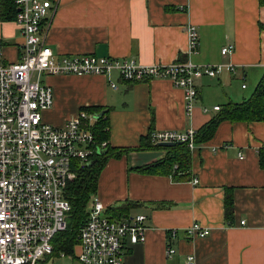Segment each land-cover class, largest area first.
Instances as JSON below:
<instances>
[{"label": "crops", "instance_id": "crops-1", "mask_svg": "<svg viewBox=\"0 0 264 264\" xmlns=\"http://www.w3.org/2000/svg\"><path fill=\"white\" fill-rule=\"evenodd\" d=\"M49 1L53 10L43 32L56 54L129 58L142 65L189 59L202 66L237 67L235 74L224 72L197 82L199 97L191 115L183 91L167 80L132 83L116 72L48 77L54 106L45 112V121L62 127L82 108L102 109L108 112L113 148L139 149L152 131L197 132L218 115L214 107L249 99L264 76V7L259 0ZM190 26L200 40L193 55L188 54ZM20 37L14 21L0 19L9 62L19 59ZM229 45L235 52L223 57L221 51ZM262 149L264 122L223 121L211 140L191 151V172L182 181L135 170L163 160V150L132 151L108 160L96 197L107 214L109 209L128 208L127 216L116 220L145 215L149 227L144 243L124 249V264H186L189 256L195 264H264ZM194 178L199 184L194 185ZM227 195L233 201L229 218ZM195 223L209 231L205 238L186 237ZM170 231H178L176 240L169 239ZM169 246L176 250L172 256Z\"/></svg>", "mask_w": 264, "mask_h": 264}, {"label": "built area", "instance_id": "built-area-1", "mask_svg": "<svg viewBox=\"0 0 264 264\" xmlns=\"http://www.w3.org/2000/svg\"><path fill=\"white\" fill-rule=\"evenodd\" d=\"M14 4L18 10L14 22L22 39L16 62L5 59V42L0 38V264H61L59 260L66 258H74L72 264H124L127 245L146 241L147 217L111 219L96 195L73 254L55 251V238L67 229L71 211L66 189L76 176L73 164L85 165L108 144L97 145L93 132L96 114L88 111L81 110L62 127L45 121V112L54 106L47 78L116 72L123 81L132 83L167 80L183 91L186 113L191 115L199 97L197 82L224 72L235 74L237 67L232 63L202 66L189 59L142 65L129 58L59 55L43 32L53 10L51 1L14 0ZM199 47L198 32L190 26L188 54H196ZM234 52L235 46L229 45L221 54L228 57ZM150 140L154 145L185 144L190 151L200 146L194 130L152 131ZM193 183L197 185L199 180L194 178ZM185 234L188 239L205 238L209 231L195 223ZM177 237L178 231L169 232L170 240ZM175 253L169 246L168 255ZM186 264H195V258L187 257Z\"/></svg>", "mask_w": 264, "mask_h": 264}, {"label": "trees", "instance_id": "trees-1", "mask_svg": "<svg viewBox=\"0 0 264 264\" xmlns=\"http://www.w3.org/2000/svg\"><path fill=\"white\" fill-rule=\"evenodd\" d=\"M261 7H264V0H259ZM0 19L2 22L14 21L18 10L14 0H1ZM84 111H92L98 114L102 111L99 108H82ZM108 112L96 120L93 132L97 145L106 142L108 147L104 155L97 154L91 161L95 164L88 166V163L81 165L79 162L73 164L76 174L75 179L68 184L66 198L71 204V211L68 216L67 229L61 232L54 241L56 252L73 254L81 228L88 218L89 205L97 194L98 180L105 163L112 158H122L132 151L157 149L166 152V157L154 164L136 168L138 172L146 174H169L174 181H182L191 172L192 154L185 144L170 148H161L152 144L150 134L142 139L139 149H116L110 141V123ZM223 121L230 122H264V76L259 82L252 96L240 103L230 102L225 105L209 123L196 132V142L201 145L208 142L214 136L218 125ZM103 151V150H101ZM261 166L264 168V150L260 151ZM233 201L232 196L226 197V215L231 217ZM128 208L109 209L111 219H124L127 216Z\"/></svg>", "mask_w": 264, "mask_h": 264}, {"label": "water", "instance_id": "water-1", "mask_svg": "<svg viewBox=\"0 0 264 264\" xmlns=\"http://www.w3.org/2000/svg\"><path fill=\"white\" fill-rule=\"evenodd\" d=\"M104 114H105V112L99 113L96 116L97 120L100 119V118H102L104 116ZM177 145H181V143H161V144H159V147H161V148H170V147H175ZM105 153H106V150H103V151L98 152L99 155H104ZM94 164H95V161H90L88 163V166H92Z\"/></svg>", "mask_w": 264, "mask_h": 264}, {"label": "rangeland", "instance_id": "rangeland-1", "mask_svg": "<svg viewBox=\"0 0 264 264\" xmlns=\"http://www.w3.org/2000/svg\"><path fill=\"white\" fill-rule=\"evenodd\" d=\"M89 207H90V205H89ZM67 221H68V217H67ZM59 262L61 264H72V263H75V259L74 258H66V259L59 260Z\"/></svg>", "mask_w": 264, "mask_h": 264}]
</instances>
